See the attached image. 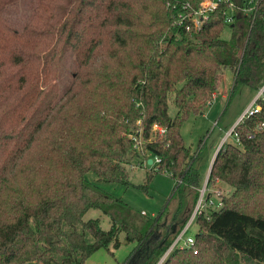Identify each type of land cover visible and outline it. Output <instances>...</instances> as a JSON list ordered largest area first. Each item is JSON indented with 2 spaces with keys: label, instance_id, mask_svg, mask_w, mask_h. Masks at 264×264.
<instances>
[{
  "label": "trees",
  "instance_id": "obj_1",
  "mask_svg": "<svg viewBox=\"0 0 264 264\" xmlns=\"http://www.w3.org/2000/svg\"><path fill=\"white\" fill-rule=\"evenodd\" d=\"M202 1L0 0V264H86L119 246L122 232L138 242V264H159L190 216L161 236L150 222L142 230L98 182L130 184L127 164L143 155L159 157L154 171L178 178L182 194L196 188L183 123L213 99L226 67L233 92L264 86V0H220L188 30L181 17ZM20 3L32 10L21 29L11 19ZM68 54L74 68L62 90ZM256 105L212 163L208 185L231 191L219 209L196 214L194 245L160 264L264 262V92ZM92 208L110 216L109 230L84 220Z\"/></svg>",
  "mask_w": 264,
  "mask_h": 264
},
{
  "label": "rangeland",
  "instance_id": "obj_2",
  "mask_svg": "<svg viewBox=\"0 0 264 264\" xmlns=\"http://www.w3.org/2000/svg\"><path fill=\"white\" fill-rule=\"evenodd\" d=\"M28 4L20 3L11 14L12 21L20 29L32 13ZM229 14L232 15V11ZM230 32V28L227 27L223 36L229 38ZM73 68V56L68 54L62 67L60 81L62 90L71 81ZM233 84L234 73L230 67H226L219 81L216 98L214 93L213 99L208 102L203 112L191 114L181 127L185 143L193 154L191 164L201 177V182L196 188L194 187L190 191L186 190V193L182 194L178 188L180 180L167 172L154 171L143 155L134 156L127 164L130 184L98 182L102 190L121 198L129 205L131 210H129L127 218L142 230H146V223L150 222L151 226H155L159 230H156L160 234L159 236L164 235L163 233L168 227H175L176 225L173 224H176V221L180 222L181 217H185L184 220H186L192 216L202 196L204 198L203 208L205 211H212L221 207L219 195L228 190L231 191L230 187L222 182L216 186L208 185L206 180L214 160V158L212 160V156L218 145L221 147L226 141L236 143L234 135L230 133L231 129L244 108L250 104L254 105L255 97L259 93L247 85H243L233 92ZM176 111V107L170 103V114L174 116ZM87 178L93 181L94 174L88 173ZM141 185L146 187L143 188ZM196 192L199 193L197 199ZM207 197L212 199V205L206 202ZM176 218L178 220H175ZM89 219H99L105 230L111 228V218L102 209H90L84 216V220ZM197 231L198 225L194 221L187 230L185 238L188 235L195 236ZM119 240L121 242L119 246L116 247L112 243L109 248L97 250L86 260V264H138L142 258L138 242L128 241L125 232L120 233ZM240 264L247 263L242 261Z\"/></svg>",
  "mask_w": 264,
  "mask_h": 264
},
{
  "label": "built area",
  "instance_id": "obj_3",
  "mask_svg": "<svg viewBox=\"0 0 264 264\" xmlns=\"http://www.w3.org/2000/svg\"><path fill=\"white\" fill-rule=\"evenodd\" d=\"M219 1L220 0H203L200 4V7L194 11L193 14L191 15H182L181 17V21L185 18V17H188L190 18V21L191 23L187 25V29L190 30L191 27L192 28H195V29H198L200 28L204 22L209 18L211 12L215 11L217 9V7L219 6ZM233 7V4L231 3V8ZM245 11L251 13L253 11V7H248V8H244ZM228 15H227V19L228 21H231V15L229 14V11L226 12ZM254 13V12H253ZM264 92V89L258 93L257 97L255 98L254 100V105L250 107H248V109L245 111V113L242 115L241 119L245 116V115H250V114H253L254 112L258 111L260 106L256 105V99L258 97H260ZM240 119V120H241ZM239 120V121H240ZM236 126V125H235ZM234 126V127H235ZM234 127L231 129V132L232 130L234 129ZM154 129H158L160 130L161 132H164L165 129L162 128V127H159L157 124L154 125ZM230 132V133H231ZM160 162V158L159 157H155L153 158V161H152V164L151 165H154L159 163ZM205 193V192H204ZM203 196L199 202V204L197 205L195 211L193 212L192 216L190 217V219L188 220V222L186 223V225L184 226V228L179 232V234L177 235V237L174 239L173 243L171 244V246L169 247V249L167 250V252L165 253L164 257H163V260L166 258V256L174 249V248H177V247H192L195 243V236L194 235H188L186 238H185V234L187 232V230L189 229L190 225L195 221V216L198 212H200L202 209H203ZM208 202L212 205V199L210 198H206V202ZM197 252V251H195ZM162 260V261H163Z\"/></svg>",
  "mask_w": 264,
  "mask_h": 264
},
{
  "label": "crops",
  "instance_id": "obj_4",
  "mask_svg": "<svg viewBox=\"0 0 264 264\" xmlns=\"http://www.w3.org/2000/svg\"><path fill=\"white\" fill-rule=\"evenodd\" d=\"M257 97V96H256ZM255 97V98H256ZM215 98H216V92H215ZM254 100V99H253ZM251 105V104H250ZM250 105L248 107H250ZM248 107L244 108V111L241 113V115L237 118V120L235 121V124H237L239 122V120L241 119L242 115L245 113V111L248 109ZM220 145H218L214 151V154L212 156V160L215 157V153H217V150L219 149ZM208 198V197H207ZM179 223V222H176Z\"/></svg>",
  "mask_w": 264,
  "mask_h": 264
},
{
  "label": "water",
  "instance_id": "obj_5",
  "mask_svg": "<svg viewBox=\"0 0 264 264\" xmlns=\"http://www.w3.org/2000/svg\"><path fill=\"white\" fill-rule=\"evenodd\" d=\"M264 89V86L259 90V92H261L262 90ZM236 125V124H235ZM234 125V126H235ZM223 145V144H222ZM221 145V146H222ZM152 161H153V159L151 158L150 160H149V164H152ZM213 163V162H212ZM211 168H212V165H211ZM211 168H210V171H211ZM210 171H209V174H208V177H207V182H208V178H209V175H210ZM165 255V254H164ZM164 257V256H163ZM163 257H162V259L160 260V262H159V264L162 262V260H163Z\"/></svg>",
  "mask_w": 264,
  "mask_h": 264
}]
</instances>
